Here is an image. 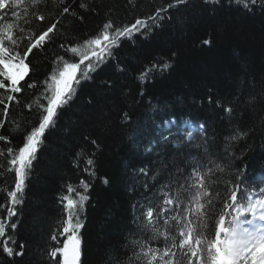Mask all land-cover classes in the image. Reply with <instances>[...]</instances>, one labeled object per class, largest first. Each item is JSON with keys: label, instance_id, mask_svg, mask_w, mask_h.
Masks as SVG:
<instances>
[{"label": "trees", "instance_id": "trees-1", "mask_svg": "<svg viewBox=\"0 0 264 264\" xmlns=\"http://www.w3.org/2000/svg\"><path fill=\"white\" fill-rule=\"evenodd\" d=\"M170 2L41 0V3L29 9L27 16L21 6L17 10L19 19L9 17L5 20L24 29L23 33L18 30L14 33L21 55L28 45L29 37L45 29L55 19L60 20V34L53 37L50 45L45 46V51L34 49L26 61L30 64V72L21 81L25 90L16 94L21 105L37 98L45 103L40 96L43 90L41 83L55 67L53 61L56 57L65 55L59 47L61 42H65V36H72L77 41L87 39L95 36L108 19L117 25H130L137 18L148 17ZM28 3L29 0H25V4ZM81 4H86L87 8H81ZM66 6L69 12L61 16L60 12ZM33 11L44 14L45 21L35 20L31 14ZM161 15H170L172 19L162 21L159 28L147 34V38L137 34L131 41H123L116 50L117 60L124 71H118L116 63L109 60L91 73V81L82 80L74 98L59 110L56 126L45 133V144L36 153L31 179L26 181L28 186L25 188L24 203L15 206L17 216L10 219L7 216V209L11 207L7 192L14 188L16 174L11 171L0 175V205H3L0 207V219L5 225L20 220L15 230L7 227L5 233L0 235V264H55L47 254L51 248L61 246L65 239L59 234L66 218L60 198L65 195L76 198L75 192H68V185L83 191L81 180L91 184L84 228L80 233L83 253L81 264H111L110 260H106V250L121 241L126 230L132 227L131 204L140 195L139 192L128 191L130 181L127 172L153 159L141 155L124 138L119 124L124 111L135 118L143 116L149 101L152 104H167L178 118H191L193 123L197 120L209 121V134H215L216 145L219 147L225 143L223 135L226 125L219 119L221 110L206 102L207 89L213 88L217 97H230L235 90L234 80L241 71L242 62L246 63L248 74L257 80L264 74V9L253 7L249 11L236 0H221L218 5L192 0L191 6L178 5ZM79 17H83V20ZM209 37L213 43L203 46L200 42ZM172 52L177 53L171 59L172 67L163 73L153 74L149 71V79L141 84L138 75L150 69L153 63L168 60ZM70 55H65V59ZM28 82H36L37 88L27 89ZM141 90L145 94L143 97L139 95ZM200 100H204L202 106L195 102ZM2 108L0 105V110ZM0 119L5 120L0 135H8L11 143L7 146L16 149L25 142V119L28 121L27 130L38 126L39 111L35 105L29 110L12 102L8 117L4 118L0 111ZM109 119L113 123L112 131L104 129V121ZM13 120L20 124L19 132L14 124L9 123ZM251 123L245 118L246 126ZM93 139L100 145L99 150L91 143ZM6 143L0 141V148H5ZM247 144L251 147L250 151H247L244 142H240L235 149L237 155L241 150L246 151L242 161L235 160L231 169H226L224 173L216 172L211 177L212 181L217 177L222 181L218 186L214 185L219 187L221 198L227 196L223 181L231 180L236 168L242 164L247 166L251 190L256 191L258 187L264 186V182L258 180L264 168V128L257 129L248 138ZM174 151L176 160L180 162L179 151L171 148L166 159ZM89 158L94 160V165L87 164ZM0 161H5V158L0 157ZM86 168L89 171H85ZM3 171L0 169V172ZM90 172H94V175H89ZM104 178L109 180L107 186L102 182ZM219 206L218 203L217 210ZM180 210H183V205ZM53 233L57 235V241L51 240ZM173 235L176 233L173 232ZM4 243L17 251L19 245L24 244V255L8 257L2 250ZM152 246L162 247L159 243H153Z\"/></svg>", "mask_w": 264, "mask_h": 264}, {"label": "snow or ice", "instance_id": "snow-or-ice-1", "mask_svg": "<svg viewBox=\"0 0 264 264\" xmlns=\"http://www.w3.org/2000/svg\"><path fill=\"white\" fill-rule=\"evenodd\" d=\"M202 2L218 5L221 0ZM236 2L242 3L249 11L253 7L264 9V0ZM39 3L41 0H29L28 4H25V0H0V105L3 106L0 111L7 118L12 102L29 110L35 105L39 111L38 126L27 130L28 121L25 119V142L22 146L16 149L7 146L11 143L8 135H0V141L7 142L5 148H0V157L6 161H0V169L4 170L0 175L11 171L16 174L14 188L7 192L11 204L7 209L9 219L17 216L15 206L24 203L25 188L28 186L26 181L31 179L36 153L45 144V133L56 126L59 110L74 98L81 81H91V73L109 60L116 63L118 71H124L119 65L116 52L121 43L131 41L137 34L147 38V34L159 28L162 21L172 19L170 15L161 13H167L168 9L178 5L191 6L192 0H171L154 14L137 18L130 25H117L108 19L95 36L80 41L65 36V42H61L59 47L65 55H71L67 59L65 55L57 56L53 61L55 67L41 83L43 90L40 96L45 103L37 98L22 106L16 94L25 90L21 81L30 72V64L26 61L34 49L45 51V46L51 44L55 35L60 34V20L55 19L45 29L29 37L23 55L14 33L17 30L23 33L24 29L5 20L9 17L19 19L17 10L21 6L27 16L29 9ZM80 7L87 8V5L81 4ZM68 12L69 7H63L60 15ZM31 14L37 21L43 22L46 19L39 11ZM79 19L83 20V17ZM178 23L182 24L183 21ZM200 43L211 46L213 41L209 37ZM176 55L172 52L168 60L153 63L137 79L143 84L149 79V71L153 74L163 73L172 67L171 59ZM234 85L235 90L228 98L217 97L213 88L207 89L206 102L221 110L219 119L226 125L223 135L225 143L219 147L215 143V134H209V121L197 120L193 123L191 118H178L167 104H152L149 101L143 116L135 118L128 111L122 113L119 124L124 138L141 155L153 159L127 172L130 181L128 191L139 192L140 195L131 204L132 227L126 230L121 241L106 250V260H110L111 264H264V186L258 187L256 191L251 190L247 180V166L243 164L236 168L231 180L223 181L227 189L226 197L221 198L219 187L214 186L222 182L220 177L211 180L216 172L224 173L226 169H231L235 160L242 161L246 151L241 150L237 155L235 149L240 142H244L247 151H250L248 138L257 129L264 128V74L257 80L248 74L246 63L242 62ZM26 88L35 89L37 84L28 82ZM139 95L143 97L145 94L141 90ZM195 102L202 106L204 100ZM245 118L252 121L251 125L244 124ZM9 123L20 131L19 123L14 120ZM4 127L5 120L0 119V129ZM104 129L113 130L110 119L104 121ZM91 143L96 145L97 150L100 149L95 139ZM170 148L179 151L180 162L175 158V151L166 159ZM87 164L94 165V160L89 158ZM85 171L89 170L86 168ZM89 175H94V172ZM258 180L264 182V168ZM102 182L106 186L109 184L108 178ZM229 184L231 187H228ZM80 187L83 191L68 185V192H75L76 198L68 195L60 198L66 218L59 234L65 239L61 246L51 248L47 254L55 264H81L82 261L80 233L84 228L91 184L81 180ZM181 205L183 210H180ZM19 224V219L10 225H5L0 219V235L5 233L7 227L15 230ZM51 240L57 241L55 233ZM153 243H159L162 247H153ZM2 250L8 257L23 256L25 246L20 244L17 251L4 243Z\"/></svg>", "mask_w": 264, "mask_h": 264}]
</instances>
